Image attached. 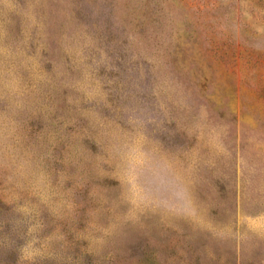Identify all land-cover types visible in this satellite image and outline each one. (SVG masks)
Masks as SVG:
<instances>
[{
	"label": "rangeland",
	"instance_id": "rangeland-1",
	"mask_svg": "<svg viewBox=\"0 0 264 264\" xmlns=\"http://www.w3.org/2000/svg\"><path fill=\"white\" fill-rule=\"evenodd\" d=\"M0 264H264V0H0Z\"/></svg>",
	"mask_w": 264,
	"mask_h": 264
}]
</instances>
